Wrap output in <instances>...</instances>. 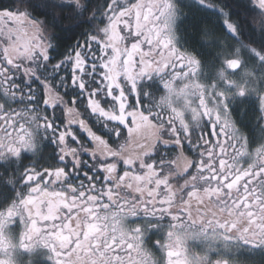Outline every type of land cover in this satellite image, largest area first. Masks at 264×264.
Masks as SVG:
<instances>
[{
	"label": "snow or ice",
	"instance_id": "obj_1",
	"mask_svg": "<svg viewBox=\"0 0 264 264\" xmlns=\"http://www.w3.org/2000/svg\"><path fill=\"white\" fill-rule=\"evenodd\" d=\"M0 264H264V0H0Z\"/></svg>",
	"mask_w": 264,
	"mask_h": 264
},
{
	"label": "trees",
	"instance_id": "obj_2",
	"mask_svg": "<svg viewBox=\"0 0 264 264\" xmlns=\"http://www.w3.org/2000/svg\"><path fill=\"white\" fill-rule=\"evenodd\" d=\"M3 2H4V3H9V2H10V0H3Z\"/></svg>",
	"mask_w": 264,
	"mask_h": 264
}]
</instances>
